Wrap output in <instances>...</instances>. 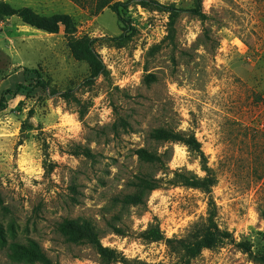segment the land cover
<instances>
[{"label": "rangeland", "instance_id": "obj_1", "mask_svg": "<svg viewBox=\"0 0 264 264\" xmlns=\"http://www.w3.org/2000/svg\"><path fill=\"white\" fill-rule=\"evenodd\" d=\"M5 1L69 14L76 37L96 38L103 69L92 76L74 59L62 28L0 19V94L25 68L70 93L69 100L48 89L17 94L0 110V264H40L17 252L15 243L30 241L56 264H103L64 231L65 219L82 218L102 245L151 264H264L236 245L247 240L255 254L264 246V0H202L206 18L188 11L192 0H111L122 3L121 21L109 7L92 14L72 0ZM171 5L181 9L173 31ZM158 126L193 132L216 183L210 194L163 184L144 203L121 208L114 197L132 190L126 182L140 169L139 147H169L166 177L176 169L206 174L183 143L150 141ZM209 197L234 241L187 258L141 237L154 222L166 237L185 236L207 215Z\"/></svg>", "mask_w": 264, "mask_h": 264}, {"label": "trees", "instance_id": "obj_2", "mask_svg": "<svg viewBox=\"0 0 264 264\" xmlns=\"http://www.w3.org/2000/svg\"><path fill=\"white\" fill-rule=\"evenodd\" d=\"M75 3L88 7L92 14L99 13L103 8L109 7L116 14L118 19L124 20L119 11L120 2L110 3L111 0H72ZM167 8L170 21L169 31H173V23L178 15L180 8L171 5ZM193 15L200 18H206L202 11V0H192V7L188 9ZM11 16H17L24 24L49 33H55L63 29L67 36V44L72 57L79 61H84L91 69V75H98L103 69V63L98 53L94 49L96 42L95 37L84 35L76 37V25L72 17L66 13H53L43 15L36 12L29 6L14 7L5 0H0V19H7ZM122 36L116 39H121ZM21 75L22 81H14L7 88L3 89L0 94V110L7 106V100L10 97L21 95L35 94L41 89H48L50 95H58L65 100H69V91L58 92L49 86V83L41 75L37 68H25ZM150 141L165 144L170 142H181L187 146L188 150L195 154L199 160L202 169L206 172L204 176H198L188 170L176 169L172 173V177H166L165 170L167 161L170 159L169 147L162 152H158L156 148L139 147L134 153L139 161L140 169L134 172L126 185L131 187L130 192L119 193L114 197V202L121 208L135 206L144 203L149 193L167 185H184L187 187L198 188L203 192L210 194L211 188L216 183L213 174L206 165V156L201 148L200 141L195 137L193 132L186 130H176L171 127L158 126L152 128L148 133ZM85 154L90 155L88 148H83ZM159 172L164 175H159ZM264 218V212H262ZM114 218H118L115 215ZM106 225L112 230L119 232L120 229L115 226L112 221H106ZM65 233L68 238L75 243H86L95 249L103 264H111L121 262L122 264H151L139 259L126 257L122 252L115 248L102 245L100 242L99 231L95 225L87 218L82 219H65L62 222ZM141 237L149 242L163 241L172 249H176L187 258H195L201 254L204 249H212L226 242L234 241L232 233L225 228L219 226L216 221V205L212 198L208 199L207 215L192 224L185 236L166 237L161 231L157 222L150 223L145 230L141 232ZM243 253L256 262H264V246L260 253L255 254L251 250V245L247 240L240 241L236 244ZM15 247L20 256L26 258L30 262H38L40 264H56L44 252L42 247L35 241L28 243H15Z\"/></svg>", "mask_w": 264, "mask_h": 264}]
</instances>
